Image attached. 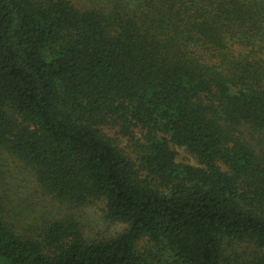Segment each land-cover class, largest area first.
Masks as SVG:
<instances>
[{"label": "trees", "instance_id": "1", "mask_svg": "<svg viewBox=\"0 0 264 264\" xmlns=\"http://www.w3.org/2000/svg\"><path fill=\"white\" fill-rule=\"evenodd\" d=\"M0 264H264V0H0Z\"/></svg>", "mask_w": 264, "mask_h": 264}, {"label": "rangeland", "instance_id": "2", "mask_svg": "<svg viewBox=\"0 0 264 264\" xmlns=\"http://www.w3.org/2000/svg\"><path fill=\"white\" fill-rule=\"evenodd\" d=\"M83 3L93 2V0H78ZM110 133V136L115 137ZM120 147L131 156L135 152L130 147V143L125 138H119ZM176 154V161L182 164L195 166V160L189 156L182 148L172 147ZM10 170H14V177L10 180L13 182L14 196L16 204L22 205L23 222L39 224L45 220L72 219L76 220L83 236L89 240H105L120 234L125 226L113 224L107 221L105 217L104 204L97 203L94 206L70 209L60 206L50 198L41 194L31 175L16 163H8ZM11 207H13L11 205Z\"/></svg>", "mask_w": 264, "mask_h": 264}]
</instances>
